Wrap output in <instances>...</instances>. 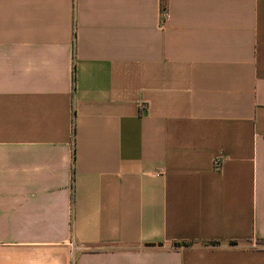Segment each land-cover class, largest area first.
<instances>
[{
    "label": "crops",
    "instance_id": "obj_1",
    "mask_svg": "<svg viewBox=\"0 0 264 264\" xmlns=\"http://www.w3.org/2000/svg\"><path fill=\"white\" fill-rule=\"evenodd\" d=\"M258 240L264 0H0V264H264Z\"/></svg>",
    "mask_w": 264,
    "mask_h": 264
},
{
    "label": "built area",
    "instance_id": "obj_2",
    "mask_svg": "<svg viewBox=\"0 0 264 264\" xmlns=\"http://www.w3.org/2000/svg\"><path fill=\"white\" fill-rule=\"evenodd\" d=\"M168 18H169L168 12H166V11L161 12V19L162 20H167ZM215 166L217 168L219 166V160L218 159L215 160Z\"/></svg>",
    "mask_w": 264,
    "mask_h": 264
},
{
    "label": "trees",
    "instance_id": "obj_3",
    "mask_svg": "<svg viewBox=\"0 0 264 264\" xmlns=\"http://www.w3.org/2000/svg\"><path fill=\"white\" fill-rule=\"evenodd\" d=\"M258 241L264 243V240H258ZM209 243H210L211 245H216V244H217V242H209ZM229 244H230V245H235V242H234V241H230ZM182 245H183L184 247H188V246H189L188 243H183ZM147 247H153V245H147Z\"/></svg>",
    "mask_w": 264,
    "mask_h": 264
}]
</instances>
